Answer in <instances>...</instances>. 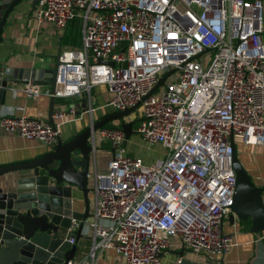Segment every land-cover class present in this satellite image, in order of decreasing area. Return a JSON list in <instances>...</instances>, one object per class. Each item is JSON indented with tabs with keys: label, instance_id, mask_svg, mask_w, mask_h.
Returning <instances> with one entry per match:
<instances>
[{
	"label": "built area",
	"instance_id": "2783aa9c",
	"mask_svg": "<svg viewBox=\"0 0 264 264\" xmlns=\"http://www.w3.org/2000/svg\"><path fill=\"white\" fill-rule=\"evenodd\" d=\"M34 4L33 18L57 30L74 16L82 23L81 46L59 50L53 96H90L91 86L103 84L106 105H136L125 121H133L145 143L165 149L146 164L129 153L117 119L94 130L91 144L104 142L107 159L88 184L93 207L81 221V233L90 236L88 256L112 249L124 264H159L178 241L189 250L184 257L220 264L217 258L235 244L234 233L223 229L235 186L230 137L234 145H264L262 0ZM20 89L36 98L41 85L28 81ZM15 109L20 112L0 115V128L46 149L56 143L59 124L82 113L55 108L50 123L26 115L21 105ZM77 226L71 219L66 231Z\"/></svg>",
	"mask_w": 264,
	"mask_h": 264
},
{
	"label": "water",
	"instance_id": "95a60500",
	"mask_svg": "<svg viewBox=\"0 0 264 264\" xmlns=\"http://www.w3.org/2000/svg\"><path fill=\"white\" fill-rule=\"evenodd\" d=\"M19 0H0V32L4 20ZM31 1L34 9L35 2ZM59 50L54 54L50 67H23L0 63V96L18 83L31 81L48 87L49 102L47 121L53 123L55 75L59 64ZM101 61V59H99ZM108 63L113 64V61ZM164 77L158 78L156 85ZM85 109L84 100H81ZM70 106H77L76 102ZM136 105L92 121L68 138L58 136L52 148L43 150L33 158L0 165V264H67L76 250L73 243L81 233L82 220L89 216V182L97 168V146H92L90 136L104 123L117 119L127 139L134 130L133 121L124 117ZM231 161L234 170V191L229 204V223L248 221L245 229L255 236L254 254L249 264H264V202L261 193L264 184L252 181L247 169L237 157L232 136L230 137ZM82 201L83 209L75 206ZM71 219L78 220L73 231H66ZM73 238L70 243L68 238ZM177 261L174 264H205L183 256V248L172 250ZM209 264V263H207Z\"/></svg>",
	"mask_w": 264,
	"mask_h": 264
},
{
	"label": "crops",
	"instance_id": "0c3cea01",
	"mask_svg": "<svg viewBox=\"0 0 264 264\" xmlns=\"http://www.w3.org/2000/svg\"><path fill=\"white\" fill-rule=\"evenodd\" d=\"M31 1L19 0L15 2V5L8 12L0 32V63L7 60L9 65L14 66H27L31 68L50 67L54 63V54L58 50L79 48L81 46L82 23L78 16L71 18L69 24L63 30H57L51 23L45 21L37 22L33 18ZM262 6V15L264 16V0H262ZM261 35L262 41H264V33ZM21 84L18 83L12 86L11 89L6 90L0 96V115L18 114L20 110H16L15 107L21 105V111L26 115L47 119L48 87L41 85V92L36 95V98H30L25 96L24 92L20 89ZM109 97L110 94L106 92L103 84L91 86L90 96L86 95V92L73 97L56 96L54 101L55 108H63L70 103L76 102L77 106H74V108L77 112L82 111L80 116L74 118V120H66L59 124V136L63 139L68 138L92 123V121L109 114L112 111V108L106 105ZM81 100H84L85 109H82ZM133 140L135 142H142L138 134ZM133 140L129 144L128 139H126V148L129 153L131 152L140 157L144 163L149 164L163 157L165 149L160 144L149 143L150 150L148 153L136 149V143ZM95 144L98 148L97 168L101 170L107 159V151L105 150V145H102L98 140L95 141ZM247 145L264 147L262 144ZM45 149L38 141L28 140L20 134L5 132L0 128V165L33 158ZM250 177L256 184H264V173H258L256 178ZM93 198V193L89 192V211L93 207ZM261 198L264 202V191L261 193ZM75 206L82 210V201L76 202ZM224 221L228 220L224 218ZM224 231L234 233L235 244L225 255L218 257L217 262L220 264H249L254 254L255 236L247 232L236 221L232 224L228 221ZM262 234L264 235V231ZM73 243L76 245V250L72 259L77 261V264H124L121 257L112 249L104 251L94 258H90L88 256L90 236L88 238L79 237ZM180 248L181 246L178 241L177 244L173 243V248H169L160 255L159 264H167L168 260L172 264L176 256L172 250ZM188 254H190L189 250L184 251V255ZM196 257L199 258L198 256Z\"/></svg>",
	"mask_w": 264,
	"mask_h": 264
},
{
	"label": "rangeland",
	"instance_id": "374dc122",
	"mask_svg": "<svg viewBox=\"0 0 264 264\" xmlns=\"http://www.w3.org/2000/svg\"><path fill=\"white\" fill-rule=\"evenodd\" d=\"M262 11H263V6H262ZM136 136H137L136 132L135 131L132 132L129 136L130 138L129 137L127 138L128 143L130 144V142ZM135 143H136L135 145L136 149H139V151H142V152L149 153V150H150L149 143L146 144L143 140L142 142L136 141ZM234 146L236 149V154H237L238 159L245 166V168L250 173V176H252V178H256V175L260 172L264 173V147L239 144L238 141L235 142ZM226 220H227V217H226ZM227 222L228 221H224L223 229H225V225L227 224ZM184 251H183V254H184ZM167 264H171L170 260H168Z\"/></svg>",
	"mask_w": 264,
	"mask_h": 264
},
{
	"label": "trees",
	"instance_id": "16d2710c",
	"mask_svg": "<svg viewBox=\"0 0 264 264\" xmlns=\"http://www.w3.org/2000/svg\"><path fill=\"white\" fill-rule=\"evenodd\" d=\"M111 123H112V121H108V122L104 123L102 126H110ZM132 125H133V123H132ZM101 143H102V145H105L104 142H101ZM240 224L242 225V227H243L244 229H246V228L248 227V225H249L248 221H243V222H241Z\"/></svg>",
	"mask_w": 264,
	"mask_h": 264
}]
</instances>
